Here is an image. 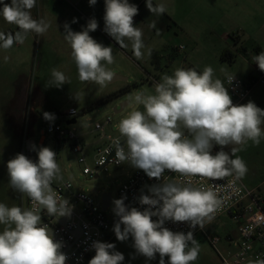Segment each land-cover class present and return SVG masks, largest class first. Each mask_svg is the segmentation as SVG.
<instances>
[{
  "label": "clouds",
  "instance_id": "1",
  "mask_svg": "<svg viewBox=\"0 0 264 264\" xmlns=\"http://www.w3.org/2000/svg\"><path fill=\"white\" fill-rule=\"evenodd\" d=\"M88 2L95 6L97 0ZM0 5V17L18 28L14 33L0 31V50L6 52L14 44H23L30 33L43 36L51 26L43 18H33L31 10L37 0L10 3L0 0ZM146 7L155 15L166 12L163 3L154 5L152 0H146ZM138 13V6L129 0H104L103 31L121 48L128 47L126 40L131 42L135 57L140 59L145 45L142 30L134 23ZM76 22L73 18L72 23ZM98 27L95 17L81 31H73L65 22L63 34L71 48L79 80L103 87L114 78L113 71L107 67L114 63V56L111 46L97 42L90 35ZM4 59L6 62L8 57ZM252 61L264 72V50L254 55ZM51 76V87L60 88L68 82V77L55 68ZM225 76L231 85L235 74L225 71ZM133 102L143 105L144 111L132 110L119 121L120 135L112 141L117 164L127 163L158 183L147 185V194L141 190L136 198L141 206H146L143 210L126 205V195L112 200V211L118 217L112 230L120 242L131 237L135 253L146 261L155 260L158 254L159 264H166L165 257L167 264H193L200 253L194 230L203 229L214 219L223 200L217 185L194 186L192 178L211 181L230 176L236 180L244 178L248 168L236 153L249 141L258 146L264 139V109L251 100L235 104L224 82L214 79L211 66H205L202 72L176 68L172 75L161 77L154 94L137 92L130 98V103ZM43 118L54 122L56 116L43 112ZM229 145L240 147H233L230 154L224 150ZM216 146L219 150L213 154ZM31 150L37 153L36 160L17 153L6 164L9 186L26 195L32 207L0 203V225H4L0 231V264H66L68 256L62 251L63 242L54 238L41 213L57 219L70 217L74 206L51 186L53 181L63 179L56 152L36 145ZM166 172L178 173L186 179L166 178ZM169 221L186 222L191 230L172 231L165 226ZM91 248L95 255L88 264H123L125 260L114 243L93 241ZM247 264H264V259L248 260Z\"/></svg>",
  "mask_w": 264,
  "mask_h": 264
},
{
  "label": "rangeland",
  "instance_id": "2",
  "mask_svg": "<svg viewBox=\"0 0 264 264\" xmlns=\"http://www.w3.org/2000/svg\"><path fill=\"white\" fill-rule=\"evenodd\" d=\"M5 2L10 3L11 0ZM152 2L154 5L163 3L166 12L163 15H155L147 9L146 0H129V3L138 6L139 13L134 23L142 30L145 45L142 50L143 57L137 59L131 42L126 40L128 47L121 48L103 31L104 0H97L95 6H90L88 0H77L73 3L65 0H37L36 7L31 10L32 16L35 19H45L51 25L49 31L43 36L30 33L23 44H14L6 52L0 50V203L9 207H21V193L9 186L6 164L9 159L20 153L19 150L29 138L32 128L35 129L32 135L35 145L49 147L55 151L61 174L70 177L76 186L87 191L95 188L96 192L92 195L97 201H100L102 193H109L112 205L117 187L132 172L133 167L126 163L118 168L110 167L109 174L101 172L94 179L83 176L76 161L78 155L72 152L68 140H62L57 144L55 140L48 139L41 146L38 145V129L41 128L40 122L45 120L43 112L54 113L57 110L64 113L70 106L80 111L74 118L75 123L70 124L69 128H74L75 133L80 136L86 163L92 167L93 148L98 140L97 133L92 131L93 124L95 122L103 124L109 115L112 117V123L106 126V131L111 136L117 134L116 127L123 117L132 110L144 111L143 105L130 103V98L140 91L154 94L155 85L161 82L164 74L172 75L176 68H194L202 72L205 66H211L214 69V79L219 78L223 81L226 70L222 71L221 68H228L229 65H233L234 68L236 66L249 68V64L252 63L250 56L255 54V44L252 40L258 34L251 30L261 27L260 32L264 33V0H259L256 4V11L254 10L256 19L252 20L253 24L250 27H254L249 32L251 36L244 35L242 40L248 45L247 52L232 42V45L228 46L235 57L233 61L220 58L224 45L220 40V34L227 32L226 28L220 30L217 24L220 0H152ZM92 17L96 18L99 27L90 35L97 42L112 47L114 63L107 67L114 74L123 77L107 82L103 87L92 81L79 80L71 48L63 34L65 22L70 24L73 31H81ZM73 18H76V23H72ZM17 30V26L6 23L0 17V31L14 33ZM179 46L182 48L179 49ZM152 51L157 54L156 62H153ZM5 56L8 57L6 62ZM245 60L248 63H245ZM53 68L68 77V82L60 88L51 87L49 84ZM149 76L155 78V81L149 80ZM251 91L250 95L262 93L264 87L256 84L255 90L252 93ZM126 101L124 108L115 113L114 107L119 108V105ZM256 105L264 109V105L260 106L259 103ZM82 110L84 112H81ZM70 119L72 117L65 118L64 124ZM36 120L39 122L35 128ZM233 147L240 146L229 145L226 151L231 154ZM236 155L245 161L248 168L242 180H246L249 184L246 183L247 186H259V189L264 191V139L258 146L249 141ZM209 227L221 237L219 248L224 250L226 248L224 237L228 233H235V223L224 216ZM3 228L4 225H0V231H3ZM195 239L200 244V253L193 264H219V259L207 239L201 234L196 235ZM108 243H114L116 250L124 254L123 264H159L158 254L156 259L151 261H146L145 257L136 254L131 237L120 242L114 234Z\"/></svg>",
  "mask_w": 264,
  "mask_h": 264
},
{
  "label": "built area",
  "instance_id": "3",
  "mask_svg": "<svg viewBox=\"0 0 264 264\" xmlns=\"http://www.w3.org/2000/svg\"><path fill=\"white\" fill-rule=\"evenodd\" d=\"M65 1L73 3L77 0ZM136 20L137 16L134 17V22ZM234 36L235 34L232 35V37ZM178 48L181 49L182 46ZM259 53L260 51H256L254 55ZM254 55L250 56V61L255 71V84L264 87V72H261L258 66L253 63ZM149 80L155 81V78L150 77ZM223 81L235 104L245 99L252 88L245 80L237 76L231 85H228L226 76ZM79 113L80 111L70 106L66 112L55 114L54 122L47 121L38 130V145L41 146L48 139L55 140L57 144L62 140H68L70 149L78 155L76 161L81 174L89 179L97 178L101 172L109 174L110 167L118 168L126 164H117L112 141L120 134L118 132L111 136L106 131V126L112 123V117L109 115L103 124L98 122L93 124L92 131L97 133L98 140L95 142L92 153L93 166L86 163L80 136L75 133L74 128H69L72 123L64 124L63 122L65 118H75ZM116 131H118L117 127ZM121 142L123 143L122 137ZM33 144H35V140H33ZM106 149L109 151H105ZM218 150L219 146L214 147L213 154ZM19 152L31 160L37 159L36 152L31 150V147H28L26 143L21 146ZM62 177V180L53 181L51 186L60 197L68 199L74 206L72 214L70 217L57 219L42 211V220L49 225L54 238L63 242L62 251L68 256L66 264H88V261L95 255V251L91 248L93 241L108 242L114 236L112 229L118 217L112 211L111 196L107 207L102 208L101 201H97L92 195L96 192L95 188L93 191H87L83 187L76 186L70 177L63 175ZM165 177L181 181L186 179L178 173L169 172L165 173ZM192 180L194 186L217 185L219 196L223 200L214 219L210 223H206L203 229L197 227L194 230V236L201 234L207 239L219 259V264H247L248 260L264 259V191L249 189L240 179L236 180L233 176L218 181L200 177H193ZM155 183L158 181L154 178L149 179L142 170L133 168L127 179L117 187L115 199L126 195V205L143 210V207L146 206H141L136 198L141 194V190L147 194L146 186ZM21 207H32L31 200L22 194ZM224 216L229 217L235 223L236 231L234 234L225 235L226 248L222 250L219 248L221 237L209 226ZM165 226L172 231L187 233L191 230L186 222L172 223L169 221ZM165 261L167 263L166 257Z\"/></svg>",
  "mask_w": 264,
  "mask_h": 264
},
{
  "label": "crops",
  "instance_id": "4",
  "mask_svg": "<svg viewBox=\"0 0 264 264\" xmlns=\"http://www.w3.org/2000/svg\"><path fill=\"white\" fill-rule=\"evenodd\" d=\"M258 2L259 0H220V16L218 18L217 24L220 26V30H225V28L227 30V32H223L220 34V40L224 43L221 53L224 50H228L231 52L228 46H231L232 44L240 45L242 50L247 52L248 45L246 44L245 41L242 42V40H243L244 35L251 36L249 32L254 26L253 27H250V26L253 24L252 20L254 21L256 19L254 18V10L256 11V4ZM225 4L227 5L225 6ZM260 28L261 27H257V28L255 27L253 30H251V31H256L258 33L254 36L252 40L253 43L255 44V49H254L255 52L257 50L260 52L264 50V33L260 32L261 31ZM234 34L235 36L232 37V35ZM234 59L235 57L233 58V60ZM245 63H248V62H246L245 60ZM227 67L228 68H221V70L229 71L230 74H235V76L245 81L247 80L248 76H253V77L255 76V71L251 64H249V68H240L242 66L238 68L236 66V68H234L233 65H229ZM255 88H256V84L254 83L251 88L252 90L251 93L255 90ZM250 100L253 101L255 104L259 103L260 106L264 105V92L254 93L252 95L249 94L245 99H243L238 104H246ZM56 112L60 113V111H57V110ZM38 122L39 120L35 121L34 124L37 123L35 125V128L38 125ZM45 122L46 120H43L42 122H40V126H42ZM34 130L35 129L33 128L30 129L29 138L27 139V141H25L28 147L32 146V142L34 140V137L32 135L34 134ZM226 148L224 149L225 151H226ZM242 179H240V181L247 188L261 191L259 189V186H247L248 183L246 182V180H242Z\"/></svg>",
  "mask_w": 264,
  "mask_h": 264
},
{
  "label": "water",
  "instance_id": "5",
  "mask_svg": "<svg viewBox=\"0 0 264 264\" xmlns=\"http://www.w3.org/2000/svg\"><path fill=\"white\" fill-rule=\"evenodd\" d=\"M120 78H123L122 76H119V75H117V74H114V78H113V80H115V79H120ZM112 80V81H113ZM125 104H127V101L126 102H124V103H121L120 105H119V108H114V112L115 113H117V112H120L123 108H124V105ZM67 123H75V119L74 118H72V119H70V120H68L67 121ZM32 145H33V142H32ZM92 191H93V189H92ZM109 200H110V194L109 193H102L101 194V197H100V201H101V205H102V208H106L107 207V205H108V203H109Z\"/></svg>",
  "mask_w": 264,
  "mask_h": 264
},
{
  "label": "trees",
  "instance_id": "6",
  "mask_svg": "<svg viewBox=\"0 0 264 264\" xmlns=\"http://www.w3.org/2000/svg\"><path fill=\"white\" fill-rule=\"evenodd\" d=\"M258 51V50H257ZM152 58H153V62L155 61L156 62V59H157V54L155 51H152ZM220 58L221 59H225V60H228V61H232L233 58H234V55L232 52L228 51V50H224L221 55H220ZM246 83L249 85V86H252L254 83H255V77L253 76H248L247 77V80H246ZM108 98H111V96H108ZM81 112H84V110H82ZM58 112H54V114H57ZM47 122V121H46Z\"/></svg>",
  "mask_w": 264,
  "mask_h": 264
}]
</instances>
